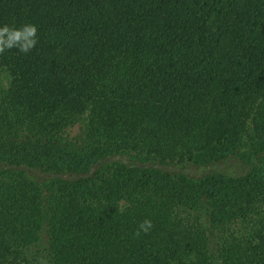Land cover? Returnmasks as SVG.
Listing matches in <instances>:
<instances>
[{
  "label": "trees",
  "instance_id": "obj_1",
  "mask_svg": "<svg viewBox=\"0 0 264 264\" xmlns=\"http://www.w3.org/2000/svg\"><path fill=\"white\" fill-rule=\"evenodd\" d=\"M4 24L38 42L0 54V264H264V0H0Z\"/></svg>",
  "mask_w": 264,
  "mask_h": 264
},
{
  "label": "clouds",
  "instance_id": "obj_2",
  "mask_svg": "<svg viewBox=\"0 0 264 264\" xmlns=\"http://www.w3.org/2000/svg\"><path fill=\"white\" fill-rule=\"evenodd\" d=\"M37 42V27L33 24H23L19 27L9 24L0 26V54L11 49H16L20 53H28L36 46ZM152 227V221L145 219L139 223L134 236L139 237L142 233L147 234Z\"/></svg>",
  "mask_w": 264,
  "mask_h": 264
}]
</instances>
